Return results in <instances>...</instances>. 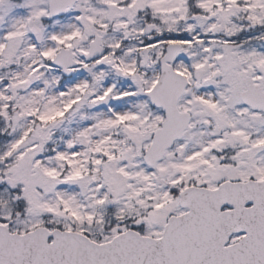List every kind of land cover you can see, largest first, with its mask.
<instances>
[{
    "label": "snow or ice",
    "instance_id": "snow-or-ice-1",
    "mask_svg": "<svg viewBox=\"0 0 264 264\" xmlns=\"http://www.w3.org/2000/svg\"><path fill=\"white\" fill-rule=\"evenodd\" d=\"M0 264H264V0H0Z\"/></svg>",
    "mask_w": 264,
    "mask_h": 264
}]
</instances>
